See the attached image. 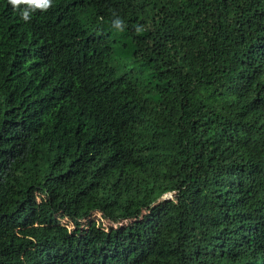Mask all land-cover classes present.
<instances>
[{
  "label": "trees",
  "instance_id": "trees-1",
  "mask_svg": "<svg viewBox=\"0 0 264 264\" xmlns=\"http://www.w3.org/2000/svg\"><path fill=\"white\" fill-rule=\"evenodd\" d=\"M0 264H264V0H0Z\"/></svg>",
  "mask_w": 264,
  "mask_h": 264
},
{
  "label": "clouds",
  "instance_id": "clouds-1",
  "mask_svg": "<svg viewBox=\"0 0 264 264\" xmlns=\"http://www.w3.org/2000/svg\"><path fill=\"white\" fill-rule=\"evenodd\" d=\"M53 3L54 0H8V4L11 5L13 11L18 12L20 19L24 22H29L37 9L47 11ZM111 26L118 32L125 30V23L118 16L111 21ZM142 30V25L136 26L137 32Z\"/></svg>",
  "mask_w": 264,
  "mask_h": 264
},
{
  "label": "rangeland",
  "instance_id": "rangeland-1",
  "mask_svg": "<svg viewBox=\"0 0 264 264\" xmlns=\"http://www.w3.org/2000/svg\"><path fill=\"white\" fill-rule=\"evenodd\" d=\"M92 219L96 220L97 222L98 221L102 222V223H104L105 226H108V223H106V221L101 220V214H99V213H94L92 216ZM63 223L70 224V226H71V223L70 222L68 223V221H66V220L63 221Z\"/></svg>",
  "mask_w": 264,
  "mask_h": 264
}]
</instances>
